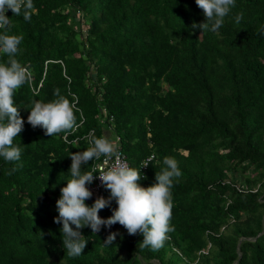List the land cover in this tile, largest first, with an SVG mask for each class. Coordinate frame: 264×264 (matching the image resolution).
Here are the masks:
<instances>
[{"label":"trees","instance_id":"trees-1","mask_svg":"<svg viewBox=\"0 0 264 264\" xmlns=\"http://www.w3.org/2000/svg\"><path fill=\"white\" fill-rule=\"evenodd\" d=\"M6 15L8 34L23 38L15 59L33 78L13 97L20 159L0 157V264H264V0H235L216 32L191 29L205 22L195 0H33L30 21ZM55 89L75 102L78 127L66 138L27 122L25 108L56 99ZM92 129L120 136L133 168L155 154L140 169L143 187L164 157L178 162L174 231L160 249L141 248L143 237L117 223L82 229L83 254L66 255L56 201Z\"/></svg>","mask_w":264,"mask_h":264},{"label":"clouds","instance_id":"clouds-1","mask_svg":"<svg viewBox=\"0 0 264 264\" xmlns=\"http://www.w3.org/2000/svg\"><path fill=\"white\" fill-rule=\"evenodd\" d=\"M195 3L203 10L205 22L200 24L193 22L191 29L194 31L199 28L201 32H216L235 7V0H195ZM32 8L33 0H0V30H2L0 53L8 57L6 62L0 63V157L9 163L20 159L22 149L14 144V140L19 137L24 127V120L20 116L19 108L15 106L13 97L17 90L32 80L33 76L29 68L22 66L15 59L23 38L8 34L11 21L6 13L9 10L15 16L23 13L24 19L30 21ZM242 19V13L235 16L237 24ZM261 34H264V28L261 29ZM41 85L42 83L38 89ZM54 96L56 99L50 102L34 101L30 109L25 108L30 112L27 122L34 128L42 127L45 135L49 137L64 133L66 138L78 127L73 110L75 102L73 105L60 94L59 89L54 90ZM112 117L110 121H114V117L111 120ZM87 137L89 147L70 155L71 166L68 170L70 179L66 180V186L60 189V197L56 201L58 216L54 218V222L62 224L60 232L66 255L76 258L83 254L88 240L82 234V229L90 227L93 234H96L102 226L111 228L117 223L123 226L129 235L139 233L143 237L142 242L139 243L141 248H150L153 251L160 249L167 239V233L174 231V226L170 223L173 208L171 189L174 180H178L181 176L178 162L172 157H164V166L155 173V182L147 187L139 183L142 178H147L140 172L142 167L149 165L148 163L142 165V161L146 158L141 161L140 169L129 167L117 159L112 166L106 170L101 169L98 174L92 167L89 171H82V165H87L89 161L100 160L102 157L105 160L115 157L116 148L112 141L120 136L96 137L92 129ZM121 140L120 137L119 144L122 148ZM15 171L16 168L11 169V172ZM97 178L110 195L107 199L97 198L89 206L86 200L90 199L93 193L87 185ZM113 200L117 206L112 209V215L106 219L100 217L99 212L110 207ZM116 236V232H111L104 245H113Z\"/></svg>","mask_w":264,"mask_h":264},{"label":"built area","instance_id":"built-area-1","mask_svg":"<svg viewBox=\"0 0 264 264\" xmlns=\"http://www.w3.org/2000/svg\"><path fill=\"white\" fill-rule=\"evenodd\" d=\"M111 120H113V117L111 118ZM112 142L116 148V156L112 157L110 159H107V160H105V158H103V157L100 160H94V164L92 166V169L93 168L96 169V174H98L101 169L106 170L108 167L112 166L116 162L117 159H119V161L127 164L129 167H132L127 156H126V154L124 153V151L120 147V144H119L120 137H116L115 140ZM154 157H155L154 154L147 157L145 160L142 161V165L144 163H148L150 165V163L154 159ZM148 166L142 167V169L147 170ZM92 169L90 171H92ZM87 187H89L90 191L93 193L92 197L90 199H88L87 201L94 202L99 197L105 198L106 188L103 186L102 182L98 178L94 179V181L90 185H87Z\"/></svg>","mask_w":264,"mask_h":264},{"label":"rangeland","instance_id":"rangeland-1","mask_svg":"<svg viewBox=\"0 0 264 264\" xmlns=\"http://www.w3.org/2000/svg\"><path fill=\"white\" fill-rule=\"evenodd\" d=\"M78 19V18H77ZM156 264H160L157 260H153Z\"/></svg>","mask_w":264,"mask_h":264}]
</instances>
